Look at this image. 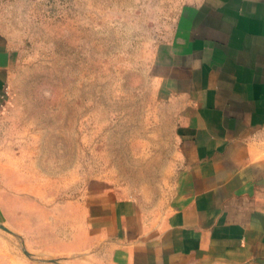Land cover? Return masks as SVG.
Masks as SVG:
<instances>
[{"label":"rangeland","instance_id":"rangeland-1","mask_svg":"<svg viewBox=\"0 0 264 264\" xmlns=\"http://www.w3.org/2000/svg\"><path fill=\"white\" fill-rule=\"evenodd\" d=\"M196 1L0 0V264H63L31 253V230L76 229L94 187L140 201L145 177L165 181L144 171L172 158L190 112L181 50Z\"/></svg>","mask_w":264,"mask_h":264},{"label":"crops","instance_id":"crops-1","mask_svg":"<svg viewBox=\"0 0 264 264\" xmlns=\"http://www.w3.org/2000/svg\"><path fill=\"white\" fill-rule=\"evenodd\" d=\"M190 12L181 73L191 89L180 90L190 112L172 158L144 171L165 181L145 177L140 201L94 187L76 229L31 230V253L63 264H264V0H197ZM10 63L0 25V111Z\"/></svg>","mask_w":264,"mask_h":264}]
</instances>
